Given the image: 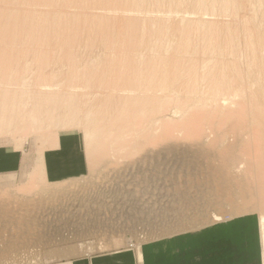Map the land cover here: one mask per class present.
<instances>
[{"label":"rangeland","instance_id":"obj_1","mask_svg":"<svg viewBox=\"0 0 264 264\" xmlns=\"http://www.w3.org/2000/svg\"><path fill=\"white\" fill-rule=\"evenodd\" d=\"M2 1L0 7L16 9L20 22H29L33 17L37 18L38 14L44 22L50 24L39 31L36 24L31 23L19 32V41L16 44L0 41V64L9 69L18 67L15 73L19 78L1 81L0 91L18 93L22 110L35 108L40 111V115L46 119L44 123L50 129L57 131L59 126H64L68 127L66 131H77L85 145V132L82 127L52 122L47 112L50 109L54 117L52 113L56 109H62L58 96L64 91L63 87L42 89L40 86L54 84L56 81L46 77L47 73L60 65L55 60V52L49 51H59L65 45L43 42L41 37L54 36L55 23H67L60 21L53 14L55 11L67 13L70 19H76L89 11L96 15V19L115 17L120 24H124L122 19L127 16L121 15V9H117L118 15L114 10H104L107 7L105 0H28L27 6L32 11L29 17L23 11L27 6ZM179 1L182 2L181 5L177 4ZM160 6L163 10H171L164 16H175L170 18L171 23L174 20H185L181 18L184 11L201 8L204 12L218 14L224 9L222 0H164ZM135 9L129 15L137 19L138 24L135 27L141 29L149 23L155 9L150 7L152 12L149 8L143 10L141 6ZM250 9L253 12L248 13V18L264 24V0H255ZM226 14L229 20L235 15L232 8ZM0 20L7 22L8 13H0ZM89 21L82 20L77 26L79 33L92 41L88 45L75 44L78 55L85 57L86 52L91 54L96 49H104L108 53L111 45L103 43L101 46L96 42L99 33L92 29ZM185 23L190 29L189 22L185 20ZM209 27L210 24L206 23L205 28L187 30L193 41L188 48L198 51V64L213 52H218L220 58L231 57L237 52V44L232 41L229 44L219 42L218 46L210 45L208 38L215 37L217 32L208 31ZM173 28L182 34L180 24L173 25ZM113 30L114 38L118 41L116 43H121L124 40L123 25H114ZM146 31L152 29L146 26ZM23 49L33 50L35 53L24 54ZM263 50L262 47H257L250 56L246 55L244 61L232 70L235 71L233 78L240 81L243 72H247V64L254 63L252 56L258 60ZM103 57L99 60L102 64L100 68L90 67L83 79L68 80L72 86L79 88L78 91L69 89L77 95L76 98H84L98 90L93 82L88 84L86 80L100 81L98 86L101 89L98 91L101 92H109L116 82V86H119L117 91L120 86L124 89L126 82L123 81L126 78L121 77V81L124 79L122 82L109 76L107 78L110 69L105 70L109 64L104 58L107 59L108 55ZM183 57L187 58L186 55ZM215 65L217 69L222 68V63ZM190 75L194 76L193 73ZM224 77L228 79L226 74ZM21 78L27 79L26 82L22 83ZM110 78L114 81H110ZM28 88L49 93V99L34 93L27 95ZM58 90L61 91L56 95ZM217 94L226 99V104L231 100H240L245 104L241 96L227 83ZM209 95L212 97L216 94L188 90L182 92L180 96L184 103L174 105L177 115L166 117L165 121L155 127L156 132L151 141L145 140L140 147L135 142H130L123 145V152L107 148L105 152L96 155L87 143L84 152L87 157V173L57 183L44 181L38 172H33L35 154L43 148L44 139L37 137V131L32 132L30 127L19 129L16 126L18 112L4 110V124L0 125L1 142H10L17 146L18 137L21 142L22 137H26L27 141L24 142L22 151L23 169L16 174L0 176V264H59L81 256L127 247L136 248L155 241L180 240L185 235L228 223L239 225L238 229L247 233L250 239L248 247L260 248L263 228L256 214L252 213L251 217L244 215L240 212L244 208L243 204L232 203L230 199L235 187H239L233 169H230L228 160L218 151L208 150L212 145L211 141L219 136L216 133L221 129H206L205 133L197 136L193 127L198 123L205 127V124L210 123L211 115L204 112L198 116L181 118L183 110L180 107L186 108L200 97ZM71 104L74 106L75 102ZM55 117L59 118L58 115ZM10 120L14 121V124H7L11 129L6 125ZM140 121L143 122L144 119H139V125L142 124ZM240 122V119L235 121ZM227 124L228 122H222L219 126ZM58 183L62 186V191L52 196L50 191ZM215 215L217 219L214 218Z\"/></svg>","mask_w":264,"mask_h":264},{"label":"bare ground","instance_id":"obj_2","mask_svg":"<svg viewBox=\"0 0 264 264\" xmlns=\"http://www.w3.org/2000/svg\"><path fill=\"white\" fill-rule=\"evenodd\" d=\"M211 1L217 2L218 0ZM254 1L222 0L224 9L221 13L204 12L200 8L194 11H184L181 14V18L189 22L190 29L205 28L206 23L210 24L208 31L217 32L215 37L208 38L210 45L218 46L219 42L229 44L231 41L237 44V52L233 56L220 58L218 52H213L199 64L197 63L198 51L188 48L190 43H193L191 36L187 34V30H190L188 25L185 20L180 21V19L171 23L170 18H175L174 15L164 16L171 11L161 8L160 5L164 3V0H105L107 7L104 10H114V13L117 14V9H121L123 11H119L121 15L127 16L126 19H122L124 24H120L115 17L96 19V15L89 11L79 15L76 19H70L65 12L55 11L53 14L60 21L67 23H55L54 36L45 35L41 37V40L47 43H62L65 46L59 51L57 49L49 51L55 52V60H58L60 65L47 73L46 77L56 81L54 84L40 86L42 89L64 88L62 95L58 96L62 109H56L52 113L54 117H52L50 109L47 112L52 122L82 127L86 134H84L85 138L83 136L85 145L82 144V151H86L88 143L96 155L105 152L107 148L123 152V145L130 142H135L140 147L146 142L145 140L151 141L156 132L155 127L165 121L169 115H177V108H174V105L184 103L180 94L185 90L194 93L202 91L215 93L216 95L212 97L211 95L200 97L193 105L186 108L180 107L183 110L180 115L183 119L198 116L204 112L211 115V121L205 124V127L199 123L193 127L197 136L205 133L206 129L210 130L213 127L221 129L216 133L219 136L211 141L212 145L208 150L218 151L223 158L228 160L230 169L234 171V178L239 187H235L232 193L230 198L232 203L243 204L244 208L240 212L250 217L252 213H255L262 225L263 235L260 239V250L262 264H264V50L258 60L252 56L254 63L247 64L249 65L246 67L247 72H243L240 81L233 78L235 71H232L235 66L244 61L246 55L250 56L255 48L262 47L264 49L263 22L258 24L252 18H248V13L253 12L250 6ZM0 2L3 1L0 0ZM6 2L22 6L29 4L28 0H7ZM177 4L181 5L182 2L179 1ZM140 6L143 10L150 9V7L155 9L149 23L145 24L152 31H146V26L141 29L135 27L138 21L129 15L136 10V7ZM230 8L235 13L231 20L226 18V12ZM30 10V6L23 10L28 17L32 12ZM150 10L152 12V9ZM3 11L8 13V21L0 20V41L16 44L19 41V32L31 23L36 24V29L39 31L46 29L47 24H50L44 22L38 14L37 18L33 17L29 22H20L17 19L16 9L0 7V13ZM216 17L220 20H212ZM82 20H90L92 29L99 33L96 41L99 45L103 46V43L111 45L108 48V53L100 48L102 51L96 49L91 54L86 52L87 56L85 54V57L78 55L75 44L88 45L92 42L87 36L79 33L77 26ZM175 24L181 25L182 34L173 28ZM114 25H123L124 40L121 43H116L118 41L114 38ZM29 36L31 37V35ZM124 42L126 44H123ZM67 45L70 47L67 48ZM22 53L32 54L35 51L23 49ZM184 55L187 58L183 57ZM46 56L48 57V54ZM101 56L107 57V59L103 58L108 60L107 64L109 65L104 66L105 70L106 68L110 69V71L108 69L109 72L107 71L109 73V75L106 74L107 78L108 76L116 80H120L121 77L126 78V81L122 80L123 83L126 82L125 87L123 86L124 89L120 86L117 91L119 86H116V82L114 84L116 88L113 85L111 90L107 87L109 92H101L98 91L99 88L101 89V86H98L100 81L86 80L88 84L93 82V86L98 90L84 98H76L77 95L72 91L78 87L72 86L68 80L83 79L90 67L100 68L102 65L99 63ZM218 63H222L221 69H217V65H215ZM29 65L30 63H28ZM17 68L9 69L0 64V82L19 79L15 73ZM190 73H193L194 76ZM224 74L228 79H225ZM111 78L110 81L113 80ZM26 80L21 78L22 83H25ZM225 83L229 84L241 96L245 104L240 100H231L228 104L225 103L226 99L217 94L224 88ZM60 91L58 90L56 95ZM26 93L27 95L34 93L49 99V93L41 92L40 89L37 91L36 88H28ZM72 102H75L74 106H72ZM20 104L18 93L0 91V111L2 112L0 113V125L4 124L3 111L11 109L12 112H18L16 126L19 129L30 127L32 132L37 131V137L44 139L45 144L42 149L38 150V164L33 172H38L41 179L48 182L43 161L45 151L58 147L59 134L62 136V134L70 132L78 135L80 139L82 137L77 131H66L68 127L59 126L57 131L54 128L50 129L44 123L46 119L40 115V111L35 108L22 110ZM56 115L59 116L58 119L55 117ZM139 119H144L143 122L140 121L141 125L138 124ZM238 119L241 122L235 123ZM222 122H228V124L219 126ZM8 123L14 124V121L10 120L6 125ZM9 128L11 129V126ZM20 139L18 137L16 142L18 149H22L24 142L27 141L26 137H22L23 140L26 139L22 142ZM52 189L50 194L55 196L62 191V186L58 183V186ZM214 218L217 219V215Z\"/></svg>","mask_w":264,"mask_h":264},{"label":"crops","instance_id":"obj_3","mask_svg":"<svg viewBox=\"0 0 264 264\" xmlns=\"http://www.w3.org/2000/svg\"><path fill=\"white\" fill-rule=\"evenodd\" d=\"M65 134H59L58 147L47 149L43 154L48 181L77 178L88 171L82 140L76 134ZM1 141L0 176L20 172L24 165V147L18 149L13 143ZM38 158L37 151L33 171ZM238 226L235 223L223 224L185 235L180 240L155 241L136 248L81 256L59 264H262L260 248L248 247L250 239Z\"/></svg>","mask_w":264,"mask_h":264}]
</instances>
